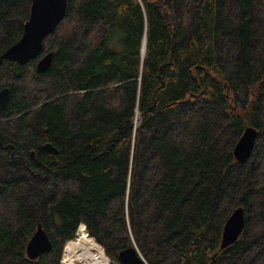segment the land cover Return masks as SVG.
<instances>
[{
    "label": "trees",
    "instance_id": "1",
    "mask_svg": "<svg viewBox=\"0 0 264 264\" xmlns=\"http://www.w3.org/2000/svg\"><path fill=\"white\" fill-rule=\"evenodd\" d=\"M29 12L0 0V264L67 263L80 226L111 264L129 246L142 264H264V0H67L19 64L2 54ZM39 223L51 248L29 259Z\"/></svg>",
    "mask_w": 264,
    "mask_h": 264
},
{
    "label": "water",
    "instance_id": "2",
    "mask_svg": "<svg viewBox=\"0 0 264 264\" xmlns=\"http://www.w3.org/2000/svg\"><path fill=\"white\" fill-rule=\"evenodd\" d=\"M67 0H30V12L23 25V33L19 40L8 47L2 56L19 64H25L35 59L41 52L44 38L54 32L58 23L63 19ZM144 52V41L142 46ZM52 52H47L36 61L39 72L46 70L52 61ZM9 97V88L0 90V106L6 105ZM257 130L247 126L236 142L233 154L238 162L246 161L252 153ZM44 147L54 153L55 148L46 143ZM244 227V212L242 207L235 208L226 219L223 226L219 249H224L233 244L241 234ZM51 248L50 239L39 223L37 229L29 238L25 246V253L29 259L38 258L43 252ZM120 264H142L144 261L134 246L122 249L118 253Z\"/></svg>",
    "mask_w": 264,
    "mask_h": 264
},
{
    "label": "bare ground",
    "instance_id": "3",
    "mask_svg": "<svg viewBox=\"0 0 264 264\" xmlns=\"http://www.w3.org/2000/svg\"><path fill=\"white\" fill-rule=\"evenodd\" d=\"M79 231H83L82 226L79 227ZM74 248L80 251L78 256L80 261H85L87 264H111L103 249L94 241L93 237H90V240L83 237L78 238L74 242Z\"/></svg>",
    "mask_w": 264,
    "mask_h": 264
},
{
    "label": "rangeland",
    "instance_id": "4",
    "mask_svg": "<svg viewBox=\"0 0 264 264\" xmlns=\"http://www.w3.org/2000/svg\"><path fill=\"white\" fill-rule=\"evenodd\" d=\"M80 225V224H79ZM79 227V226H78ZM80 234L78 235V237H77V239L78 238H81V237H83V238H85V239H87V240H90V237H87L84 233H83V231H80L79 232ZM90 235V234H89ZM91 236V235H90ZM93 237V236H92ZM94 238V237H93ZM76 239V238H75ZM76 239V240H77ZM94 241H95V239H94ZM75 242V241H74ZM74 242H73V244L71 245V248H70V251H69V257H68V260H67V263H69V264H72V263H74V262H76V264H85L86 262L85 261H80L79 259H78V256H79V254H80V251H79V249H77V248H74ZM96 242V241H95ZM97 243V242H96ZM98 244V243H97ZM99 246H101V245H99ZM102 247V246H101ZM103 249V248H102ZM63 250H64V247H63ZM104 251V250H103ZM85 262V263H84ZM64 260H63V253H62V255H61V259H60V264H67ZM87 264V263H86Z\"/></svg>",
    "mask_w": 264,
    "mask_h": 264
},
{
    "label": "built area",
    "instance_id": "5",
    "mask_svg": "<svg viewBox=\"0 0 264 264\" xmlns=\"http://www.w3.org/2000/svg\"><path fill=\"white\" fill-rule=\"evenodd\" d=\"M68 264V263H67Z\"/></svg>",
    "mask_w": 264,
    "mask_h": 264
}]
</instances>
